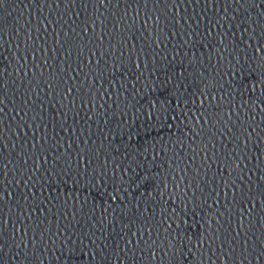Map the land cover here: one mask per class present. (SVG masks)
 Segmentation results:
<instances>
[{"label": "water", "instance_id": "obj_1", "mask_svg": "<svg viewBox=\"0 0 264 264\" xmlns=\"http://www.w3.org/2000/svg\"><path fill=\"white\" fill-rule=\"evenodd\" d=\"M0 264H264V0H0Z\"/></svg>", "mask_w": 264, "mask_h": 264}]
</instances>
